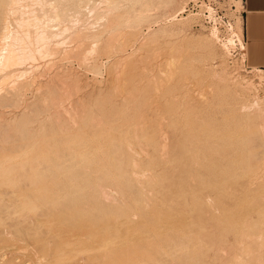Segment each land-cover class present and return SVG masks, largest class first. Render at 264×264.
I'll return each instance as SVG.
<instances>
[{
    "label": "rangeland",
    "instance_id": "rangeland-1",
    "mask_svg": "<svg viewBox=\"0 0 264 264\" xmlns=\"http://www.w3.org/2000/svg\"><path fill=\"white\" fill-rule=\"evenodd\" d=\"M22 1L20 0V3L18 4L21 5L22 3H24L25 6H27L26 7L27 9L24 8L26 10L18 11L17 14H15V16L24 17L26 15L24 18L26 17L32 18V20L29 21L30 23L33 21V17L34 18L38 17L39 20L40 18H42L41 21L37 19L38 21L32 22V23L34 24L39 23L38 25H40V22H41L42 23L41 25H44L42 27H40L41 25L37 27V25L35 24L36 29H34L33 26L35 25L30 24V23L26 24L25 27L27 29L31 28L28 30H32L30 31L31 36H28L30 38H28L27 36L26 38L28 40L30 39V41L32 40L31 42H33V38L36 39L35 37H37L35 36L36 34L34 33L38 32L39 29L41 31L43 27L45 28L46 26H49L52 23V22L49 23L50 22L49 20L51 19L50 17L52 14V11H51L53 9L52 7L55 5L56 2H54V0H41L38 2L39 4L36 3V1H35L36 4H34V2L31 0H22ZM146 1L148 3L153 4V6H155L156 9L150 11L152 16L150 15L147 18H144V19L142 18L137 21L136 16H135L137 13V9L140 7L142 2H146ZM193 1H196V0H179V2H177V4H175L174 7H170L172 6V4L175 3V0H140V1L139 0H116V5L115 4L114 5L116 6L117 10H115V7H114V11H112L113 10L112 9L111 11H109L112 13H109L107 11V7L109 6H106V4H103L105 2L104 0H61L60 8L64 11V18H63L61 26L62 27L66 26V29L65 31L63 30L64 32L62 31L60 35H57L56 37H54V40L51 39L50 41L51 44L53 43L56 44V42L58 41L62 42V43H59L60 52L56 54L47 55V57L46 56L42 57L39 55L41 59L46 58L43 60L38 59L39 56L36 55L34 58L36 59V62L35 60L32 61L30 59L31 61L30 63L29 60H26L27 61V62L25 61L26 63L23 62L20 64L21 67L20 66L19 67L21 69L18 68V65L11 69V73L16 74V75L13 74L15 77L19 74V77L17 76L18 80L14 78L13 76L14 79H12L11 77L10 78L11 81L16 80V82L18 81L17 83L19 84H20L19 81L22 82L26 80V82H28V83L22 82L19 85L14 81V83L20 86L21 90L24 88L23 85L25 86V88L28 87V89L24 88L25 91L22 90L24 91V93L27 91L25 93V96H26L25 98H24V95L23 96L21 95V94H24L22 91L19 92V95H21L22 97L19 95L11 96L9 94H8L9 97L8 96H7L8 98L6 97L5 93L7 94V91H8L7 88H10L11 85H14V83L9 80V76L7 77L8 81L5 79L6 82H4L5 80L3 81L5 84L2 82L0 86L1 90L3 88V90L5 91L6 89L5 92L3 90L2 91L0 90L1 92H3V93H0L1 97L5 96L2 100L0 99V112H2V115L0 113V132L2 131L0 133V161L8 156H16L14 161L6 162L5 164L10 165V166L25 165L23 169L20 167L13 168L10 171L9 176L11 177L12 175V177H15V176L18 177L17 174L19 172L20 173L25 172L26 173V175H24L25 179H23L24 177L23 178L20 177L18 179L19 182L17 181V184L18 183L20 184V181L22 180L23 182L26 183L28 182L29 179H33V178H35L36 180L43 179L45 183L44 185H46L48 188L53 189L54 184H55L54 181L58 180V177L52 178V176L49 175L50 171L53 172L54 170H57L56 173H59V174L60 172H63V171H66L68 173L67 167L59 166V167L53 168L50 165L51 163L48 161V158L54 154V148H55L54 146L63 147L65 144H67V139L72 138V139H76V141L77 140L84 141L85 143L83 146L85 147L84 150H88L89 148H91L94 143L95 144L99 143L102 145L103 148H108L109 147L108 142L106 141L107 143L106 144L104 143L103 140H101L102 135L105 132H108L110 128L114 130V128L116 127L119 129V131L122 129L121 137L125 138V141H126L125 142L126 147L125 145H123V148H125L123 149V152L125 151L124 152L125 156L123 159H127V160L122 159L121 164L123 166L125 165L128 169L134 168L138 171L139 170L141 171L143 168L144 170L142 171H144V173H141V174L149 173L150 175V172L156 175L159 174L161 167H163L161 165L167 162L169 158L171 157V154L169 155V153L172 152L173 148L181 146V145L191 150V152L194 150L193 151L194 154H199L202 150L204 151V148H205V150L208 151L206 152V159L208 161L209 159H211L209 158L210 156L212 155L217 156L214 150L217 148L213 149L209 147L208 149L207 145L205 144V140L208 138L206 134V130H207L209 123L213 121L215 130L217 128H221L222 130L223 123H221L222 125H219L218 123L223 120L222 118L223 116L230 117V116H233L234 114L233 119L231 117L226 120L228 123L227 126L230 124L229 122L231 120H233L231 121V123L234 125V123L237 121V117H238V120H241L244 118V120L248 121L249 119L253 118L257 114L256 112L260 110L259 107L264 108V106H262L264 105V83H262L258 78L259 75L264 72H260L258 68L250 67L247 64L246 52L244 54L239 53L236 56L231 55L229 53L228 47L220 39V32L218 33L217 30H213L210 28H204V27L195 28L193 24L196 22L197 19H199L200 15L191 14L190 11H188V8L190 7ZM199 1L213 2L215 5L219 6L222 9V11L225 13L226 16L228 17L234 16L235 17V25H234L235 30L239 33L240 37H242L241 14H238L235 16V11L231 7V5L234 4L236 11L243 10L241 0H199ZM100 2H101V5L99 4ZM48 4H49V7H48ZM19 12L22 13V15L24 13V15L22 16ZM42 13L45 14V17ZM30 14H32L33 16H31ZM114 14H116V16ZM111 15L114 18L112 17L111 19L110 18ZM42 21L48 22V23H43ZM12 28H15V26L12 25ZM35 30L37 31L35 32ZM76 32L79 35L78 34L75 35ZM80 34H82L81 37H80ZM24 37L25 36H22V37L20 36L21 38L20 43L22 45H23L22 43L23 40L26 43L28 42L26 38L22 40V38ZM75 37L77 38L75 39ZM205 38H208L210 40L206 41ZM122 40H123V43H121ZM35 41L37 42V40H34V42ZM124 41L126 43H124ZM34 42L32 46H34L35 48L37 44ZM79 45H82V46H79ZM102 47L104 48V50L102 49ZM105 48H106L107 53L104 52ZM100 49H102L103 51H101ZM67 54L68 56H64ZM82 54L83 55L86 54L85 56L87 58L85 56H84L85 59L83 57L82 58L79 57ZM82 60L84 61L82 62ZM33 62L35 63V65H30L29 67V64H34ZM173 65L175 68L173 67ZM34 67L35 68L39 67V69L38 70L36 69V71L34 72L33 71L35 70ZM171 67L173 68L171 69ZM24 68H25L24 71H27L30 73V74L28 73L29 75H27L26 77L25 75L27 74V72L23 75H20L21 74L20 71H23ZM41 69H42V72H41ZM30 70H32L33 72H31ZM2 72L3 70H1L0 76H2L5 73V72L3 73ZM12 74H10V76H12ZM35 75L36 76L38 75L36 79L34 78ZM28 76L31 77V79H28L29 78ZM224 76L227 77V80L225 79V81H223ZM20 77H23L24 79ZM32 78H34L33 80L34 82L32 81ZM30 80L33 82V84L30 83L32 85H29ZM37 86L38 88H41V89L37 88L39 92L35 88ZM52 87L53 88L55 87V89H53ZM52 91L55 92L53 95L51 94ZM71 92H72L73 97L70 94ZM51 95H52V98H51ZM44 96L45 98H43ZM65 97L67 98L69 97V98L67 99ZM61 99L66 103H64ZM252 99H253V102H252ZM12 100L13 101L17 100V103L14 101L16 104V106L14 104V107H12L11 106L12 104H10V103H13ZM26 100H30V101H26ZM60 100L63 103L60 102ZM244 100L245 102H248V103H245ZM18 101L20 102L18 103ZM42 101L45 102L46 106L44 102ZM240 101H242L246 105L242 107L241 106L242 102ZM46 102H48L49 105ZM50 102H52L51 105H50ZM73 102L76 105H74ZM71 105L73 107H71ZM236 105L240 109L235 108V112H233L234 106ZM23 106H26V107H23ZM85 106H86V110H85ZM220 106L221 108L219 109ZM224 106L226 109L222 108ZM226 106H228L229 110ZM18 107H19V110H15ZM72 109L74 113L72 112ZM77 110L79 114L77 113V115H75ZM82 110H84L85 112ZM93 110L96 112L93 113L94 112ZM214 110H217L216 113L214 112ZM226 110L227 112H229L228 113L229 115H227ZM55 111H57V114ZM58 114L59 115L61 114V115L59 116ZM71 114H74L73 117ZM235 114L237 116H235ZM92 115L96 116L99 120L101 119L100 121L102 123L101 125L102 127L99 126L100 122L98 119H97L98 122L94 119V117L92 118L93 120L91 119ZM106 115L108 116V118ZM111 115L113 116L111 117ZM120 115H122L123 118H121ZM162 115L163 117H161ZM218 115H222V117L221 116L219 117ZM69 116H71L72 118L71 117L69 118ZM77 116L79 117L77 118ZM81 116L83 117L81 118ZM126 116L127 118L129 116H131V118L134 117L133 118L134 122L128 121L130 117L127 119ZM113 117L115 119L118 117L119 119L117 118L118 119L117 121L115 119L112 120ZM135 117H136V120H135ZM158 117L159 118L161 117V118L159 119ZM124 118H126V123L128 121V124H125V121H123ZM176 118L179 119L180 121L179 120L177 121ZM57 119H58V122H57ZM120 119L123 122H120ZM69 120L70 121L76 120V123H74L75 124L74 127L73 126L70 127V125H72V122L70 124ZM135 121H138L136 123L138 126H140V124L142 126L143 124L142 126L144 127L143 129L142 127L141 128L139 127L141 131L138 127L136 129ZM146 122H148L147 125H146ZM151 122L152 124L155 123L154 124L155 127L154 126L152 127ZM67 123H69L70 125ZM94 123L98 125L95 126ZM144 123L146 126H144ZM117 124L119 125L117 126ZM232 124L228 126L231 129L233 127ZM63 125L66 127H63ZM176 125H177V130H175ZM91 126L93 127L91 128ZM94 126L95 127L98 126V127L94 128ZM180 127L183 128L184 132L182 131V129H180ZM131 128L132 129L134 128L133 131ZM71 129H73V131ZM157 129H158V132H157ZM68 131L70 133L71 132H74V133H71V136H70ZM123 131L126 133H124ZM130 131L132 133L129 135ZM62 132H65L68 135L67 134L64 135V133L62 134ZM173 132L175 133L173 134ZM135 133L137 136L132 135ZM179 133H180V136H179ZM184 134L186 135L183 136ZM202 134H203V137H202ZM167 135L171 141L170 143L169 141L164 140L167 138L166 137ZM159 136H160V140H159ZM186 136H188L187 139H185ZM205 137L206 139L204 140ZM174 138H176V140ZM181 138H184L187 141L185 142L184 139L182 140ZM193 138L194 139L196 138L195 140H197L196 141L197 145L194 147H198L199 145L201 149L203 148L202 150L200 148L193 149V145L196 144ZM141 139H144V141L142 140L143 144L141 142ZM162 139L166 141L165 142L166 148H164L163 146L164 144L160 145V143L163 142L161 141ZM127 141L129 143L131 142L133 145V147H131L132 148L131 154H130V150L127 149V148H130L128 147V145H130L131 143L129 144ZM167 142L169 144H167ZM87 144H89L90 147ZM134 144H137L136 145L137 147ZM74 145H73V148L71 147L68 152H70L71 154H75V153L79 154L82 151V148H80V146H77V144H74ZM142 145H143V148L141 147ZM218 146L222 148L221 145H218ZM158 147L161 148L160 151H158L159 150ZM28 149L31 152H35V155L37 156H34L33 159L29 161L19 160L18 156H21L22 154H24ZM133 149H135V152L137 149L139 150V151L137 150V152L139 153V154L136 153L137 156L136 154L133 153ZM211 149L212 151H210ZM167 150L169 153L167 152ZM220 151L218 152L220 153ZM140 152L142 155H140ZM147 152L149 155L147 154ZM144 153L148 157H144L146 156ZM213 156H212V159H213ZM139 157H141V159ZM90 158L91 156H89V159ZM135 159L138 164V168L137 166L135 168V166L132 164V160H135ZM212 159L208 162L209 164H211ZM90 161H93V160H90ZM86 162L87 160L80 161L79 157L71 158L69 160L64 161L65 164H69L70 166H83L84 168L83 167H79V168L81 170L83 169L87 170V172H89V170L90 172H93V168H95V165L93 163H91L92 165L87 164ZM102 162L104 164L107 163L106 160ZM150 162L152 166L151 164H149ZM30 163L34 164L33 165L34 169H38L39 171H41L40 174H38L37 176L33 178L28 177ZM153 164L155 166H153ZM42 165L46 167L47 169L42 167ZM86 165L88 166L86 167ZM232 165L234 166V164ZM232 165L230 164V166ZM157 166L160 169H158ZM191 170L192 171H190V173L193 176L195 173H197V175L199 173L201 174L200 176H202V170H199V169L197 171L193 169ZM213 171H214L213 174L219 175V173L216 170L213 169ZM43 176L44 178H42ZM200 176L198 175L197 177H200ZM194 177H196V175ZM139 178L142 179V178H150V177H145L141 175V177H138V179ZM145 180L148 181V179H145ZM222 180H223V186H224L223 189H225L224 191L226 190L228 191L230 189L232 190V188L228 185L227 179H222ZM48 182L51 183V185H49ZM209 183L210 181L206 184L205 187H203L204 189L202 188L204 190L202 196L204 195L203 196L204 198L213 200L216 197V193L212 191L214 189V186ZM224 183H226V185ZM25 185L23 184L22 187L24 186L25 188L27 186ZM196 185L193 187L198 188L199 187L198 184ZM7 189L8 191L10 190L9 191L10 194L6 193ZM11 192L12 194L13 193L14 194L12 195ZM205 192L208 194H206ZM17 193H18L17 187H15L14 185L8 182L0 181V197H1L0 198V210H2V212L0 211V222H1L0 227H2L0 228V232L1 233L3 232V234L6 228L7 229L10 228L11 232L12 230L14 231L15 229V225H14L15 221L13 220H15L16 218H13L14 216L12 217L13 213H11L10 211L8 212V209L10 208L9 203H14L15 202L14 200H16L17 202L20 200V198L22 200L23 196L21 195L19 196ZM37 194L42 195V196H47L50 198L54 196V192L47 188H45V190H42L41 192H38ZM16 197H18L19 200ZM226 198L224 200V204L226 208H228V211L230 210L231 212L235 211L237 213L236 217L239 220H242L244 218H247L250 221L253 220L252 222L256 223V226H257L256 228H258V225H259V228L257 229L258 233L256 229L254 228L255 233H257V235L259 236L264 235V216H259L256 214L249 215L246 211V208H244L242 204L243 201L241 202V200H239L240 198L238 199L234 195L230 194L228 197L226 196ZM21 200L19 202H21ZM233 200L234 201L236 200V202L234 203L236 205L231 203V201L234 202ZM3 201H4L3 203L4 205L1 203ZM5 202L8 204V206L5 205ZM3 207L5 210H3ZM3 215L7 216L8 218L4 217ZM22 215L24 216V214ZM9 216H10V219H9ZM23 216H21L20 218H22ZM37 216L40 217L39 214ZM25 217H28V216H25ZM6 222H11L14 227L10 226L8 228L9 223L6 224ZM11 223L10 225H12ZM237 225H238V230L242 231L243 228L239 226L240 224L237 223ZM3 228L5 229L3 230ZM9 230H7L8 233H9ZM10 235H7V236L9 237ZM229 235H227V239L229 240V242H231L232 240H234L233 238L235 236L233 234H229ZM258 240H259V243H257L254 246L256 248L255 253L258 256L260 255V259L262 260L261 264H264V258H262L264 257V254H261V252H264V236H261L260 239ZM16 242L17 241H15V243ZM23 243H27V242L24 241ZM31 245L29 244L28 246H31ZM34 245H36V243ZM0 252H1L0 255H2L0 256V261H1V257H2V260L4 259L3 261L0 262V264L1 263L2 264H10V263L23 264L27 259H29V257L32 256L25 249L23 250V249H19L16 247H7V248L5 247L3 249H0ZM2 252H5L4 254H6L5 255L6 257L4 256ZM222 254H226V251L223 250ZM81 257H83L81 258V260L83 259V261H81L80 258L79 259L75 258L72 260H66L65 261L66 263L64 262V264H67L69 262L71 264L73 263L82 264V263H85L84 258L87 264H93L90 258L88 260V258L85 256H81ZM208 259H211V258L209 257ZM243 263L248 264L246 262H243ZM33 264H37V261L34 262Z\"/></svg>",
    "mask_w": 264,
    "mask_h": 264
},
{
    "label": "bare ground",
    "instance_id": "bare-ground-1",
    "mask_svg": "<svg viewBox=\"0 0 264 264\" xmlns=\"http://www.w3.org/2000/svg\"><path fill=\"white\" fill-rule=\"evenodd\" d=\"M31 1H33L34 4H36L41 0H31ZM35 1H36V3H35ZM104 1L105 2L103 4H106V6H109V7H107L108 12L111 11L112 9H113L112 11H114V7H115V10H117V8L115 6L116 0H104ZM22 2H24V1H22ZM54 2H56V3L53 7L51 6L53 9L51 10L52 11V14L50 17L51 19L49 20L50 21L49 23H51V22L52 23L49 26H46L45 28L43 27L41 31L39 29L40 32L39 31L36 32L37 30H35L36 33H34V34H36L35 36H37V37H35L36 39L33 38V42H34V40H37V42L36 41L34 42L37 45L35 44L36 46L34 48V46H32L33 45V42H31L32 40L30 41V39L28 40L26 38V36L27 37L31 36L30 31H32V30H28L31 28L27 29L25 27L26 24L30 23L29 21L32 20V18H29V17L24 18L26 15L24 17L15 16V14H17L18 11L26 10L27 6H25L24 3L19 5L18 3H20V0H0V73H1V70H3V72H5L2 76H0L1 77L0 78L1 79L0 80V86H1V83L5 79L6 80L8 79L7 78L8 76H9V80L11 77H12V79H14V78L17 79V76L19 77L18 73H17L18 75L16 77L14 76V75H16L15 73H13L14 75L11 73V69L13 67L18 65V68H20L21 67L20 64L23 62L26 63L27 62L26 60H29V62L31 63L30 59L32 61L35 60V62H36V59H34L36 55H38V56L40 55L42 57H44V56L47 57V55L56 54V53L60 52V49H59L60 44L59 43H62V42L58 41V42H56V44H54V43L51 44L50 41H51V39L54 40V37H56L57 35H60L63 30L65 31L66 26H64L65 28L61 26L63 18H64V11L60 8L61 0H54ZM177 2H179V0H177V1L175 0V3L172 4V6H170V7H174L175 4H177ZM99 4L101 5V2ZM48 7H49V4H48ZM170 7H169V9H170ZM24 8H26V9H24ZM155 9H156V7L153 6V4L148 3L147 1L142 2L140 7L137 9V13L135 15L137 21L139 19H142V18L144 19V18L149 17L151 15L150 11L155 10ZM107 13H105V14H107ZM109 13H112V12H109ZM20 14L22 15V13H20ZM32 14H30V15L33 16ZM23 15H24V13H23ZM43 15L45 17V14H43ZM114 15L116 16V14H114ZM112 17L113 16L111 15L110 18L112 19ZM37 19H38V17L37 18L33 17L32 22H36L39 20V19L38 20ZM41 19L42 18H40L39 21H41ZM48 19H49V17H48ZM32 22L30 24H33V25L36 24V23L34 24ZM42 22L48 23V22H44V21H42ZM38 24H36L37 27L40 26L42 23L40 22V25H38ZM12 25H14L15 28H12ZM36 25L33 26L34 29H36L35 28ZM42 26H44V25H41L40 27H42ZM77 32L75 35H77L79 33V32L78 33ZM32 34H33V32H32ZM81 35L82 34H80V37H81ZM20 36L21 37L25 36L24 38H22V40L26 38V40L28 42L26 43L23 40V42H22L23 45H22L20 43L21 42ZM60 37H58V38H60ZM28 38H30V37H28ZM68 38H69V36H68ZM76 38L77 37H75V39ZM205 40L209 41L210 39L205 38ZM119 41H118V43H119ZM73 42H74V40H73ZM121 43H123V40ZM124 43H126V42L124 41ZM203 43H204V41H203ZM117 45H119V44H117ZM79 46H82V45H79ZM79 46H78V48H79ZM91 47H93V46H91ZM102 49L104 50L103 47H102ZM102 49H100V50L103 51ZM75 50H76V48H75ZM79 52H78V54H79ZM104 52H106V48H105ZM103 54H105V53H103ZM85 55L82 54L79 57L84 58ZM40 56L38 57V59H40V60L46 59V58L41 59ZM64 56H68V54L64 55ZM62 58H64V57H62ZM76 58H74V59H76ZM173 58H174V56H173ZM223 60H225V59H223ZM83 61L84 60H82V62ZM30 65H35V63L29 64V67H30ZM174 65H173V67H174ZM173 67H171V69ZM34 68H32V69H34ZM36 69L38 70L39 67H36L35 70H33V71L35 72ZM24 70H25V68L23 69V71H20L21 72L20 75H23L27 72ZM30 71L33 72L32 70H30ZM58 71H60V70H58ZM64 71H65V69H64ZM259 71L264 72V70H262V69H259ZM41 72H42V69H41ZM28 73L29 72H27L25 77L30 74V73L29 74ZM10 74H12V76H10ZM38 75L37 76L35 75L34 78L36 79V77H38ZM13 76H14V78H13ZM23 77H20V78H23ZM54 77H55V75H54ZM20 78H19V80H20ZM34 78H32V81L34 80ZM258 78L262 83H264V73H261ZM28 79H31V77H29ZM61 79H62V77H61ZM225 79L227 80V77L224 76L223 81H225ZM6 80L4 82H6ZM14 81L16 82V80H14ZM14 81H11V82L14 83ZM32 81L30 80L29 85L33 84L34 81L33 82ZM19 82L21 84L22 82H26V80L22 81V82L19 81ZM16 83H14V85H11V83H10L11 87L9 86L10 88H7V90H8L7 94L5 93L6 97L8 96V94L11 96H17V95H19L20 91H22V90L25 91V89H28V87L25 88V86L23 85V87L25 89L22 87L23 89L21 90L20 86H19L20 84L17 83V84H19V85H17ZM26 83H28V82H26ZM30 83H32V84H30ZM50 83H52V82H50ZM65 85H67V84H65ZM55 87L54 88L52 87V88L55 89ZM58 87H57V89H58ZM35 88L37 89L38 86ZM38 89H41V88H38ZM38 89H37V91H38ZM2 90H3V88H2ZM1 91H0V93H3ZM5 91H6V89H5ZM24 91H22V92L24 93ZM40 92H42V91H40ZM52 92H51V94L53 95L56 91L53 93ZM25 93L21 94L22 96L24 95V98L26 97ZM70 94L72 96V92ZM21 95H19V96H21ZM52 95H51V98H52ZM4 97L5 96L1 97V95H0L1 100ZM43 98H45V96ZM65 98H67V97H65ZM17 100H14V101L17 103ZM61 100H60V102L63 101V100L62 101ZM64 100H66V99H64ZM245 100H244V102H245ZM14 101H13V103H10V104H12L11 105L12 107H14V104H15ZM26 101H30V100H26ZM19 102L20 101H18V103ZM42 102H44V101H42ZM240 102H242V101H240ZM252 102H253V99H252ZM25 103H27V102H25ZM46 103H48V102H46ZM51 103L52 102H50V105H51ZM64 103H66V102H64ZM75 103H74V105H76ZM245 103H248V102H245ZM245 103L242 102L241 106L242 107L245 106L246 105ZM22 104H23V102H22ZM44 104H45V102H44ZM238 104H240V103H238ZM48 105H49V103H48ZM15 106H16V104H15ZM20 106H22V105H20ZM45 106H46V104H45ZM262 106H264V105H262ZM23 107H26V106H23ZM71 107H73V106L71 105ZM226 107L228 108V106H226ZM66 108H67V106H66ZM220 108H221V106L219 107V109ZM222 108H225V106ZM235 108H239V107L237 105L234 106L233 112H235ZM73 109H72V112H73ZM239 109H238V111H239ZM259 109L260 110L258 112H256L257 114L254 117L252 116L253 118L250 117L251 119H249L248 121L244 120V118L241 120H238V117H237V121L235 123L233 122L234 123V125H233L231 123V121H233V120L230 119L231 121L230 122L228 121V122L230 123L229 125H231V124L233 125L232 129L228 127L229 125L227 126L228 123L226 120L228 118H231V117L233 119L234 114H233V116H230V117H227V116L222 117V115H218L219 117L221 116L223 118V120H222L223 122L220 121L218 123L219 125H222L221 123H223L222 130H221V128H217L215 130L214 125H213V121H211L209 123V125L207 124L208 127L206 130V134H207L208 138L207 139H206V137L204 138V140L206 139L205 144L207 145L208 149H209V147H211L213 149L217 148V149H214L215 154H217V156L212 155L213 159H212V156L209 157L212 159L211 164L208 163L211 159H209V161L206 159V152H208V151L205 150V148L203 151L202 150L203 148L201 149L199 147V145H198V147H194L197 145V143H196L197 140H195L196 138L195 139L193 138L195 140V143H196L195 145H193V149L194 148H200L202 151L199 154H194L193 149H192L193 150L192 151L193 153H192L191 150H189L188 148H185V146H182L181 144H180L181 146L173 148L172 152L170 150L171 153H169L167 150L169 155L171 154V157L169 158L168 161L166 160L167 162H165V163H163V165H161L163 167H161V170H160L159 174H157V175L152 174L150 171H148V172H150V175H149V173L148 174H141V173H144V171H142V170H144L142 167H141L142 170L138 171L134 168L128 169L125 165L123 166L121 164L122 159L125 156V153H124L125 151L123 152V149H125V148H123V145H125L126 141H125V138L121 137L122 129L119 131V129L117 127L114 128V130L112 128H110V130L108 129L109 131L105 132L102 135L101 140H103L104 143H106V141L108 142V146H109L108 148H103L102 145L99 143H96V144L92 143L93 146L91 148H89L88 150H84V148H85V147H83L85 144L84 141H81V140L76 141V139H72V138L67 139V144H65L63 147L54 146L55 147L54 148V154L48 158V161L51 163L50 165L53 168L59 167V166L67 167L68 173L66 171H63V172H60V174H59V173H56L57 170H54L53 172L50 171L49 175L52 176V178L58 177V180L54 181L55 184H54L53 189L48 188L46 185H44L45 183H44L43 179L36 180L35 178H33V177L37 176L38 174H40L41 171H39L38 169H34L33 168L34 164H31V163L29 164V171H28L29 175H28V177H31L33 179H29L30 181L28 180V182H26V183L23 182V180H22V181H20V184L19 183L17 184L18 179L20 177L23 178L24 175H26V173L25 172H21V173L19 172L17 174L18 177H16V176L12 177V175L10 177L9 173L13 168L20 167L23 169L25 167V165L10 166V165L5 164L6 162L14 161L16 156H8V157L2 159L0 161V179H1L0 181L8 182V183L14 185L15 187H17V191H18L17 194L19 196L20 195L23 196V198H22V200L20 198L21 202H19L20 201L19 198L16 197L19 200V201H17L19 203H17L16 200H14L15 201L14 203L8 202L9 206H10V208L8 209V212L10 211L11 213H13L12 217L14 216L13 218H16L15 220H13V221H15V223L12 221L15 225V229L13 228L14 231L12 230V232H11V229L9 227L10 226L12 227L13 224L11 222H6V224L9 223L8 228L10 230L6 228V230H5L6 233H5V231H4V234H3V232L2 233L0 232V249H3L5 247L6 248L7 247H16V248L23 249V250L25 249L32 256L29 257V259H27L23 264H33L36 261H37V264L38 263L39 264H64V262L66 260H72V259L77 258L78 256H80V257H78L77 259L80 258V260H81V258H83L81 256L87 257L88 260L90 258L92 260V261L91 260L90 261L93 264H245L243 262H246L248 264H261L262 260L260 259V255L258 256L255 253L256 248L254 247L257 243H259L258 239H260L261 236H264V235H261V236L257 235V233H258L257 229L259 228V225H258V228H256L257 227L256 223L252 222L253 220L252 221L248 220L247 218L239 220L236 217L237 213L235 211L231 212V210L228 211V208H226V206L224 204V200H225L226 196L228 197L231 194V195L236 196L238 199L240 198L239 200H241V202L243 201L242 204H243L244 208H246V211L249 215L256 214L259 216H264V215H262V214H264V108L259 107ZM15 110H19V107ZM85 110H86V106H85ZM217 110H214V112L216 113ZM228 110H229V108H228ZM82 111H84V110H82ZM82 111H80V112H82ZM219 111H218V113H219ZM230 111H232V110H230ZM55 112L57 114V111H55ZM95 112L96 111H94L93 113H95ZM226 112H227V110H226ZM0 113L2 115V112H0ZM60 113H61V111H60ZM77 113H78V110L75 113V115H77ZM93 113H91V114H93ZM228 113L229 112H227V115H229ZM249 113H251V112H249ZM66 114H68V113H66ZM238 114H239V112H238ZM71 115L73 117L74 114H71ZM83 116H81V118ZM112 116L113 115H111V117ZM120 116H121V118H123L122 115H120ZM235 116H237V115L235 114ZM70 117L71 116H69V118ZM78 117L79 116H77V118ZM93 117L97 121L98 118L96 116L92 115L91 119ZM129 117H128L129 118L128 121L134 122V120H133L134 117L133 116H132L133 118H131V116H129ZM161 117H163V115ZM60 118H59V120H60ZM107 118H108V116H107ZM117 118L115 119L113 117L112 120L115 119L117 121L119 119V118L118 119ZM126 118H127V116H126ZM126 118H124L125 120L123 119V121H125V124H128V121L126 123ZM73 119H75V118H73ZM100 120H99V122H100L99 126L102 127L101 126L102 123ZM135 120H136V117H135ZM178 120L179 119H177V121ZM218 120H219V118H218ZM73 121H75V122H73ZM123 121L120 119V122H123ZM204 121H206V120H204ZM57 122H58V119H57ZM69 122H70V124L72 122V125H70L69 123H67V124H69L70 127L71 126L74 127L75 126L74 123H76V120H72V121L69 120ZM133 122H131V123H133ZM137 122L138 121H135L136 129H137V127L141 128L143 126V124H142V126H141V124H140V126H138L136 124ZM152 122H153V120H152ZM152 122H151V124H152ZM181 122H183V121H181ZM147 123L148 122H146V125H147ZM164 123H165V121H164ZM154 124L155 123L152 124V127L154 126ZM178 124H180V123H178ZM182 124H184V123H182ZM96 125H98V124H95V126ZM113 125H114V123H113ZM118 125L119 124H117V126ZM123 125H124V123H123ZM146 125L144 123V126H146ZM177 125H176L175 130H177ZM95 126H94V128L98 127V126L97 127H95ZM130 126H131V124H130ZM182 126H184V125H182ZM63 127H66V126L63 125ZM92 127L93 126H91V128ZM132 127H133V125H132ZM149 127H151V126H149ZM162 127H164V126H162ZM143 128L144 127H142V129ZM61 129H62V127H61ZM68 129H70V128H68ZM133 129H132V131H133ZM158 129H157V132H158ZM180 129H182V131H183V128L180 127ZM71 130L73 131V129H71ZM140 131H141V129H140ZM65 132H62V134L64 133V135H66L67 133H65ZM75 132H77V131H75ZM157 132H155V133H157ZM175 132H173V134ZM68 133L71 136V133H74V132L70 133L68 131ZM124 133H126V132H124ZM131 133L132 132L130 131L129 135ZM197 133H198V131H197ZM203 134H202V137H203ZM132 135H136V133L132 134ZM185 135L186 134H184L183 136H185ZM179 136H180V133H179ZM166 137L167 138L164 140L169 141V143H170L171 141L168 138V135ZM173 137H174V135H173ZM187 137L188 136H186L185 139H187ZM174 139L176 140V138H174ZM181 139L183 140L184 138H181ZM185 139H184V141L186 142L187 140H185ZM142 140L144 141V139H141V142H142ZM159 140H160V136H159ZM164 140L163 139L161 140L163 142L160 143V145L164 144L163 146H164V148H166L165 147L166 141H164ZM191 140H192V138H191ZM169 143L167 142V144H169ZM74 144H77V146H80V148H82V151L79 154L78 153L77 154L76 153L71 154L70 152H68L71 147L73 148ZM142 144H143V142H142ZM87 145H89V144H87ZM134 145L136 146L137 144H134ZM189 145H191V144H189ZM214 145H215V147H214ZM218 145H221L222 148H220ZM89 147H90V145H89ZM125 147H126V145H125ZM128 147H130V148L133 147L132 143L130 145H128ZM141 147L143 148V145ZM189 147H191V146H189ZM130 148H127V149L130 150V154H131L132 148L131 149ZM219 148L221 149V151ZM76 149H77V147H76ZM158 149H159L158 151L161 150V148H159V147H158ZM162 149H163V147H162ZM168 149H170V148H168ZM137 150L135 152V149H133V153L134 154L138 153ZM143 151H144V149H143ZM210 151H212V149ZM218 151H220V153ZM148 152H147V154H148ZM140 155H142L141 152H140ZM34 156H37V155H35V152H31L28 149L24 154H22L21 156H18V158H19V160L29 161V160L33 159ZM64 156H65V158H64ZM89 156H91L90 159H89ZM136 156H137V154H136ZM75 157H79L80 161L87 160V162H86L87 164L93 163L95 165V168H93V172H90V170H89V172H87V170L83 169L84 168L83 166H70L69 164L64 163L65 160H69V159L75 158ZM144 157H148V156L146 155ZM139 158L141 159V157H139ZM90 160H93V161H90ZM104 160L107 161L106 164H104L102 162ZM123 160H127V159H123ZM138 161H140V160H138ZM139 163H141V162H139ZM132 164L135 166V168H136V166L138 168V164L136 162V159L132 160ZM149 164H151V162ZM230 164L231 165L234 164V166L233 165L230 166ZM87 166L88 165H86V167ZM151 166H152V164H151ZM153 166H155V165L153 164ZM42 167H44V166L42 165ZM79 167H83L82 169L86 172L81 170ZM44 168L47 169L46 167H44ZM158 169H160V168L158 167ZM191 169H193L195 171H197L198 169L202 170V176H200L201 174L198 173V175L200 177H197L198 176L197 173L194 172L195 173V174L193 173L194 176L196 175V177H194L190 173V171H192ZM213 169L216 170L219 173V175L213 174V172H214ZM63 170H65V169H63ZM141 175L145 176V177H150V178H142V179L139 178L138 179V177H141ZM42 178H44V176ZM23 179H25V177ZM145 179H148V181H146ZM222 179H227L228 185L232 188V190L230 189L228 191L227 190L224 191L225 189H223L224 186H223V180ZM209 181H210L209 184H212L214 186V189L212 191L216 193V197L213 200H209V199L204 198L203 197L204 195L202 196L203 191H204L203 187H205ZM21 182H23V183H21ZM23 184L24 185L26 184L27 186L25 185L26 187L24 188V186L22 187ZM48 184L51 185V183H49V182H48ZM196 184H198L199 187L198 188L195 187L196 188L195 189L193 186H195ZM224 184L226 185V183H224ZM45 188L53 191L54 196H52L50 198L47 196H42V195L37 194L38 192L45 190ZM7 191H8V189L6 190V193L8 194L10 190L8 192ZM11 194H12V192H11ZM206 194H208V193H206ZM5 199H7V198H5ZM235 202H236V200L234 202L231 201L232 204H234ZM1 203L3 204L4 201ZM5 205L8 206V204L6 202H5ZM234 205H236V204H234ZM1 209H2V207H1ZM3 210H5L4 207H3ZM0 211L2 212V210H0ZM236 211H237V209H236ZM22 214H24V216ZM38 214L40 215V217L37 216ZM3 216L7 217L5 215H3ZM21 216H23V217L20 218ZM25 216H28V217H25ZM3 218H2V220H3ZM9 219H10V216H9ZM3 222H4V220H3ZM256 222H258V221H256ZM10 223L12 225H10ZM237 223L240 224L239 226H241L243 228L242 231L238 230ZM0 226H1V222H0ZM241 227H239V228H241ZM0 228H2V227H0ZM254 228L256 229L257 233H255ZM4 229L5 228H3V230ZM7 230H9V233L7 232ZM22 234H24V235H22ZM229 234H233L235 236L233 238L234 240H232L231 242H229V240L227 239V235H229ZM7 235H10V236L8 237ZM229 237H230V235H229ZM22 240H24L27 243H23L24 241H22ZM28 240H29V242H28ZM15 241H17V242L15 243ZM28 243L30 245L32 243L33 244L31 246H28L29 245ZM35 243H36V245H34ZM223 250L226 251V254H222ZM2 253L4 254L5 252H2ZM261 254H264V252H261ZM5 255L6 254H4V256ZM0 256H2V255H0ZM209 257L211 259H208ZM262 258H264V257H262ZM3 260L1 257V261H3ZM81 261H83V259ZM84 262L85 263H82V264H87L85 258H84ZM10 264H12V263H10ZM67 264H71V263L69 262Z\"/></svg>",
    "mask_w": 264,
    "mask_h": 264
},
{
    "label": "built area",
    "instance_id": "built-area-1",
    "mask_svg": "<svg viewBox=\"0 0 264 264\" xmlns=\"http://www.w3.org/2000/svg\"><path fill=\"white\" fill-rule=\"evenodd\" d=\"M242 1V0H241ZM235 11V16L241 14L243 10L236 11L234 4L231 5ZM243 7V5H242ZM191 14L200 15L193 24L195 28H210L220 32V39L228 47L229 53L233 56L245 53V41L242 28V37L235 30V17L226 16L222 9L213 2L193 1L188 8Z\"/></svg>",
    "mask_w": 264,
    "mask_h": 264
},
{
    "label": "crops",
    "instance_id": "crops-1",
    "mask_svg": "<svg viewBox=\"0 0 264 264\" xmlns=\"http://www.w3.org/2000/svg\"><path fill=\"white\" fill-rule=\"evenodd\" d=\"M246 61L264 70V0H242Z\"/></svg>",
    "mask_w": 264,
    "mask_h": 264
}]
</instances>
